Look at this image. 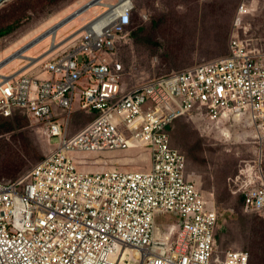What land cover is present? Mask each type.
<instances>
[{
	"label": "built area",
	"instance_id": "2783aa9c",
	"mask_svg": "<svg viewBox=\"0 0 264 264\" xmlns=\"http://www.w3.org/2000/svg\"><path fill=\"white\" fill-rule=\"evenodd\" d=\"M90 1L82 13H100L81 27L77 47L44 63L48 78L23 67L0 73V116L22 110L59 139L30 171L0 180V264H115L128 250L140 254L127 257L135 264H250L249 252L219 250L218 211L187 174L169 128L183 116L206 123L239 117L264 136V44L243 25L252 4L237 10L226 57L127 89L113 55L136 0ZM75 110L94 118L72 133ZM130 149L150 153L149 170L81 169L84 155ZM261 175L246 162L229 179L246 212L264 214ZM166 212L176 220L158 230Z\"/></svg>",
	"mask_w": 264,
	"mask_h": 264
},
{
	"label": "rangeland",
	"instance_id": "374dc122",
	"mask_svg": "<svg viewBox=\"0 0 264 264\" xmlns=\"http://www.w3.org/2000/svg\"><path fill=\"white\" fill-rule=\"evenodd\" d=\"M20 1L7 0L0 5V27L20 20L17 29L0 37V61L11 47L15 46L12 52L22 50L18 47L21 43L32 41L33 35L75 12L80 8L78 2L83 0H59L49 9L38 5L28 10L20 8ZM242 4H252L253 8V13L243 19V25L248 28L246 36L264 44V0H136L131 28L121 36L113 55L122 63L124 85L127 89L138 87L164 75L226 57L234 19ZM99 11L101 8L93 7L77 16L60 28L58 35L64 31L63 39L77 33L79 27ZM73 40L58 51L59 56L77 47L82 37ZM39 45L27 55L34 53ZM20 53L22 57L9 63L4 71L26 64L24 50ZM93 118L75 110L71 115L72 133ZM219 123H206L188 116L177 118L171 125L172 144L184 153L187 174L218 211L216 239L219 250L249 252L251 264H264V214L246 212L241 196L232 194L229 185V179L237 177L246 162L256 165L264 181V136L255 137L256 127L239 117L226 118ZM58 142V138L47 137L31 117L16 114L9 120L0 119V180L12 181L27 173L54 152ZM149 157L148 151L130 149L99 152L90 155L88 161L96 159L102 171H147L151 167ZM172 219L176 220L172 213L158 215V230L166 229ZM128 254L135 260L139 258L130 251ZM127 264L135 263L127 258Z\"/></svg>",
	"mask_w": 264,
	"mask_h": 264
},
{
	"label": "crops",
	"instance_id": "0c3cea01",
	"mask_svg": "<svg viewBox=\"0 0 264 264\" xmlns=\"http://www.w3.org/2000/svg\"><path fill=\"white\" fill-rule=\"evenodd\" d=\"M84 13H82L81 15H83ZM80 17V16H79ZM76 20V18L74 19ZM73 20V21H74ZM57 22H55L53 25H51L50 27H48L47 29L43 30V32H38L36 33V35H33L35 38L37 36H39L40 34L44 33L45 31H47L49 28L53 27ZM85 23H83L79 28H81ZM62 28V27H61ZM60 30V28L53 34H51L49 37L43 39L42 41H40L39 43H37L36 45H33L32 47H30L29 49H25L24 51V56L25 60H27L26 64L21 66V67H16L15 69H20L24 66H28L27 68H23V70H25L24 72L30 75H39L41 77H45L48 78L50 76L49 73L45 72L42 70V67L44 65V63L46 62H50V61H54L56 59H58L59 57L65 55H60L58 51H61L63 48H66V46H68V44L74 42L75 40L71 41V38H73L74 34L73 33L71 35H68L67 37H64L63 39H61L62 36H64V31L60 33V35H58V31ZM81 30H79L77 33H80ZM82 36V33L78 35V39ZM27 39V38H26ZM58 40V41H57ZM77 40V39H76ZM28 41V40H27ZM26 41V42H27ZM44 42V43H42ZM42 43V44H41ZM24 43H21L18 47H20L21 45H23ZM40 44V45H39ZM38 46V48L34 51V53L27 55V53L34 48L35 46ZM17 47V48H18ZM15 46L11 47L10 49H8L5 52V55L8 57L12 51H14ZM33 50V49H32ZM23 51V50H22ZM65 51V50H64ZM63 51V52H64ZM62 52V53H63ZM68 53V52H67ZM66 53V54H67ZM1 58V56H0ZM21 57H16L15 59H20ZM14 59V60H15ZM14 60H12L11 62H13ZM10 62V63H11ZM8 66V64L6 66L1 67L0 69V73L2 74H7L9 71H4V69ZM14 70V69H12ZM224 119H222L223 121ZM101 169V167H100ZM102 171V170H100ZM160 226H161V222H160Z\"/></svg>",
	"mask_w": 264,
	"mask_h": 264
},
{
	"label": "trees",
	"instance_id": "16d2710c",
	"mask_svg": "<svg viewBox=\"0 0 264 264\" xmlns=\"http://www.w3.org/2000/svg\"><path fill=\"white\" fill-rule=\"evenodd\" d=\"M56 2L58 3L59 0H22L18 3V5L20 6V8H22L23 10H28V8H33L35 6H38V5H44L45 7H47L48 9L50 7H53V5L56 4ZM133 18H134V14H133ZM133 18H132V22H133ZM131 22V24H132ZM131 24L130 26L127 28V29H130L131 28ZM20 26V20H17V21H14L13 23L11 24H8L7 26L5 27H0V37L3 36L4 34L6 33H10L11 31H14L15 29H17L18 27ZM126 29V31H127ZM125 31V32H126ZM124 32V33H125ZM123 33V34H124ZM118 60V59H117ZM16 114H23V116L27 117L30 119V117L25 113L23 112L22 110H16L13 114L12 117H9V118H4V117H1L0 116V119H3V120H9L10 118H13ZM18 117V116H17ZM15 117V118H17ZM224 121V120H223ZM222 121V122H223ZM173 128V127H172ZM172 128L170 127L169 128V131L171 133L172 131ZM255 138V137H254ZM256 139V138H255ZM241 201H243V197H241ZM261 216H263V214H261ZM264 217V216H263ZM251 264V263H250Z\"/></svg>",
	"mask_w": 264,
	"mask_h": 264
},
{
	"label": "water",
	"instance_id": "95a60500",
	"mask_svg": "<svg viewBox=\"0 0 264 264\" xmlns=\"http://www.w3.org/2000/svg\"><path fill=\"white\" fill-rule=\"evenodd\" d=\"M6 1L7 0H0V5L3 4ZM84 9H85V7L79 8L78 10H76L75 12H73L72 14L68 15L67 17H65L64 19H62L61 21H59L53 27L49 28L47 31H45L44 33H42L41 35H39L38 37H36L35 39H33L28 44L30 46L35 45V44L39 43L40 41H42L43 39L49 37V35H51L52 33L54 34L59 28H61L64 25L68 24L69 22L73 21L77 16H79L83 12L82 10H84ZM27 45H25V46H27ZM11 56H13V55H11ZM11 56L8 57L9 59L7 61H5L4 64H7V63H9V62H11L12 60L15 59V58H13Z\"/></svg>",
	"mask_w": 264,
	"mask_h": 264
},
{
	"label": "bare ground",
	"instance_id": "6f19581e",
	"mask_svg": "<svg viewBox=\"0 0 264 264\" xmlns=\"http://www.w3.org/2000/svg\"><path fill=\"white\" fill-rule=\"evenodd\" d=\"M86 0H83V1H81V2H78V6L79 7H82L83 5H84V2H85ZM92 1H94V0H92ZM92 1H90V2H92ZM90 2H88V3H90ZM85 5H87V3L85 4ZM92 5V4H91ZM80 33H76V34H74V36H73V38H78V35H79ZM50 36V35H49ZM73 38H71V39H73ZM36 45V44H35ZM33 46V45H32ZM32 46H28V47H26V49L28 48H30V47H32ZM22 50H24V48L22 49ZM25 51V50H24ZM16 57H18V56H15V57H13V58H16ZM219 122H220V120H219ZM255 130H257L258 131V129H255ZM258 134V133H257ZM257 134H255V137H257V138H259V136L257 135ZM114 152H117V151H114ZM89 156L90 155H92V154H88ZM89 156H85V157H82V158H86L85 159V162L83 161V159H81L83 162H84V164L82 165V170L83 171H91V172H95V171H100V170H102V168L100 169V167L101 166H99V164H98V162H96L95 160L96 159H94V160H91V161H88V160H90V159H88L89 158ZM129 253V250L127 251V252H125L124 253V256H122V253L120 254V256L118 257V259H117V262H115L114 261V259H113V261L115 262V264H124L123 262H120V259L123 257V260H125L128 256H130V254H128ZM131 253V252H130ZM138 256L140 257V254H138ZM131 257V256H130ZM133 260H135L134 258H133Z\"/></svg>",
	"mask_w": 264,
	"mask_h": 264
},
{
	"label": "clouds",
	"instance_id": "9594fccd",
	"mask_svg": "<svg viewBox=\"0 0 264 264\" xmlns=\"http://www.w3.org/2000/svg\"><path fill=\"white\" fill-rule=\"evenodd\" d=\"M58 22H59V21H58ZM58 22H57V23H58ZM57 23H56V24H57ZM80 29H81V28H80ZM37 37H38V36H37ZM35 38H36V37H35ZM33 39H34V38H33ZM33 39H32V40H33ZM30 42H31V40H30V41H27L26 43H24L23 45H21L20 48H23L25 45H27V44L30 43ZM19 50H21V49H19ZM19 50H18V51H19ZM18 51H15V52L9 53L10 55H9L8 57H10L11 55L16 54ZM8 57L6 56L5 58H3L2 61H0L1 64H2L4 61H7V60H8ZM11 57H12V56H11ZM4 63H5V62H4ZM4 63H3L0 67L6 66V65L9 64L10 62L7 63V64H4Z\"/></svg>",
	"mask_w": 264,
	"mask_h": 264
}]
</instances>
